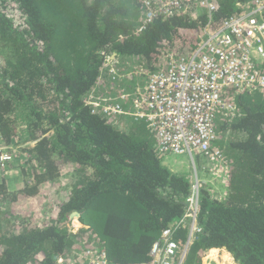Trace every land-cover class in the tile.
<instances>
[{"label":"trees","instance_id":"obj_1","mask_svg":"<svg viewBox=\"0 0 264 264\" xmlns=\"http://www.w3.org/2000/svg\"><path fill=\"white\" fill-rule=\"evenodd\" d=\"M251 1L216 0L213 12L160 16L140 30L141 0H0V143L16 144L13 114L21 106L36 140L23 149L30 178L18 190L0 182V264H58L72 248L71 264H87L84 247L121 264L148 258L154 239L184 216L191 181L163 163L145 120L123 132L85 105L101 86L102 52L165 72L172 56L189 58L207 28ZM224 97L238 107L215 119L214 144L229 161L227 192L222 199L202 189L201 231L185 264H202L212 248H225L236 264H264V92L228 89ZM66 170V194L49 220L10 212L20 200L51 195ZM75 212L86 225L76 231ZM175 234L183 241L186 230Z\"/></svg>","mask_w":264,"mask_h":264},{"label":"built area","instance_id":"obj_2","mask_svg":"<svg viewBox=\"0 0 264 264\" xmlns=\"http://www.w3.org/2000/svg\"><path fill=\"white\" fill-rule=\"evenodd\" d=\"M144 8L139 29L160 16L213 12L216 0H141ZM100 87L84 98L93 114L113 126L127 130L126 120H145L157 136V153L163 159L188 154L191 192L179 221L163 230L152 242L148 258L125 264H185L191 245L201 231L198 221L200 194L206 188L212 196L227 191L229 161L217 147L215 119L220 109L235 114L237 104L224 97L235 92H264V0H252L216 29L207 28L194 53L186 59L171 57L165 72L154 73L144 59L133 64L115 54L102 52ZM125 64V65H124ZM116 86H118L116 88ZM1 133V129H0ZM36 140L21 144L33 146ZM15 160L13 147L0 143V170ZM224 190L221 192V190ZM75 221V220H74ZM73 221L72 229L76 231ZM186 230L183 241L176 230ZM87 264H121L110 260L107 251L84 247ZM71 252L58 257V264H71ZM221 257L223 264H236L225 248H212L202 258L211 264ZM209 260V261H207Z\"/></svg>","mask_w":264,"mask_h":264},{"label":"rangeland","instance_id":"obj_3","mask_svg":"<svg viewBox=\"0 0 264 264\" xmlns=\"http://www.w3.org/2000/svg\"><path fill=\"white\" fill-rule=\"evenodd\" d=\"M1 49L2 46L0 44V63L3 61V53ZM27 112L28 111L21 106L13 114V118L17 122V128H16L17 139H16V144L13 146V150L15 153V160L10 165L9 168H6L5 170H0V182L6 180L11 190H18L20 186H22V184H24L30 178L28 175H25L24 173V170H26L25 168H27L29 164V163L27 164V159H26L28 158V154L22 150L23 146H21L22 143L31 140V136L29 135L27 130L28 118H29ZM177 158L180 160H188V163L190 160L187 153L177 155ZM171 160L172 158L170 159V162ZM172 164L174 166L169 167L172 171H176L177 168L184 167V165L178 164L176 160ZM189 172L193 173V169L190 166L188 173ZM69 176H70L69 171L68 170L64 171L63 175L58 180V182L54 184V186H50L52 188L50 189L51 195L49 196L45 195V197H39L37 199L35 198L32 200H27V199H24L22 201L20 200L19 203H14L12 206H10L9 209L10 212L13 215H15L16 213L19 216L24 217L25 220L28 222H33V223L40 222L41 224L46 222L53 214V208L55 203L58 200H62L60 196L66 194V190L69 185ZM225 194H226L225 192L223 195L222 193H217V195L221 196L220 198L222 199L224 198ZM74 220L76 221L75 227L77 229L86 226L79 218L74 217ZM216 260L221 261V257H218V259ZM213 261H211V264H223V260L221 261V263L218 262L213 263Z\"/></svg>","mask_w":264,"mask_h":264},{"label":"crops","instance_id":"obj_4","mask_svg":"<svg viewBox=\"0 0 264 264\" xmlns=\"http://www.w3.org/2000/svg\"><path fill=\"white\" fill-rule=\"evenodd\" d=\"M135 56H126V57H121L122 59L121 60H124L125 62H128V63H132L133 64V62L135 61V59L136 58H134ZM125 65V64H124ZM118 86H116V88H117ZM134 122V120H129V118H128V120H126V122H125V125H128V127H127V130H124V129H122V128H120V127H117L118 129H120V130H122L123 132H127V131H129V128H130V125H132V123ZM158 142V141H157ZM25 148V147H24ZM23 148V149H24ZM22 149V150H23ZM24 151V150H23ZM25 152V151H24ZM27 153V152H26ZM28 154V153H27ZM172 158V160H171V162H170V159ZM175 160L178 162V164H182V165H184V167H182V168H177L176 169V171H174V172H176V173H182V174H185V175H187V174H189L188 173V171H189V163H188V160H180V159H178L177 157H174V156H169V158H167V159H165V165L166 166H168V167H170V166H174L172 163H174L175 162ZM187 169V170H186ZM223 190H221V192H222ZM227 192V191H226ZM225 192V193H226ZM224 194V193H223ZM222 194V195H223ZM221 197V196H220ZM76 217V216H75ZM74 220V219H73ZM75 223H76V221H75ZM78 225V224H77Z\"/></svg>","mask_w":264,"mask_h":264},{"label":"water","instance_id":"obj_5","mask_svg":"<svg viewBox=\"0 0 264 264\" xmlns=\"http://www.w3.org/2000/svg\"><path fill=\"white\" fill-rule=\"evenodd\" d=\"M72 216L79 217V214H78V212L77 213L75 212V213L72 214Z\"/></svg>","mask_w":264,"mask_h":264},{"label":"clouds","instance_id":"obj_6","mask_svg":"<svg viewBox=\"0 0 264 264\" xmlns=\"http://www.w3.org/2000/svg\"><path fill=\"white\" fill-rule=\"evenodd\" d=\"M115 55H116V54H115ZM74 217H75V216H74ZM77 218H79V217H77ZM73 221H74V220H72V226H73Z\"/></svg>","mask_w":264,"mask_h":264}]
</instances>
